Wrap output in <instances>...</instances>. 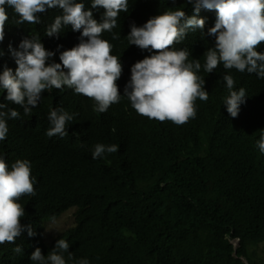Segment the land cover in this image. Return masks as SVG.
<instances>
[{"label": "trees", "instance_id": "obj_1", "mask_svg": "<svg viewBox=\"0 0 264 264\" xmlns=\"http://www.w3.org/2000/svg\"><path fill=\"white\" fill-rule=\"evenodd\" d=\"M143 1H131L136 14L165 5ZM40 30L11 19L7 38ZM197 34L174 48L188 50V62L201 63L197 75L205 80L208 100L197 98L196 116L182 125L140 120L121 106L99 116L86 102L59 93L47 96L35 114L10 122L0 155L29 158L35 174L36 194L24 197L25 219L38 228L42 217L76 207L69 235L76 252L91 256L89 264H264L256 250L264 241V152L257 145L264 129V78L223 64L206 73L203 54L215 39ZM111 42L124 52L122 40ZM256 50L264 53V42ZM224 74L233 76L235 90L247 93L235 118L223 105ZM52 101L77 113L63 139L46 135L44 109ZM93 140L118 151L108 161H91L85 145ZM0 264L28 263L3 247Z\"/></svg>", "mask_w": 264, "mask_h": 264}, {"label": "clouds", "instance_id": "obj_2", "mask_svg": "<svg viewBox=\"0 0 264 264\" xmlns=\"http://www.w3.org/2000/svg\"><path fill=\"white\" fill-rule=\"evenodd\" d=\"M131 1L0 0V144L8 139L12 119L35 114L53 93L86 102L99 116L121 106L140 120L165 126L188 122L196 116L195 101H207L208 91L197 75L199 60L188 62V50L174 47L196 31L215 39L203 54L206 73L223 64L226 70L264 78V53L256 50L264 42V0H156L165 5L142 14H136ZM177 2L185 6L171 8ZM11 19L41 30L10 41ZM110 36L125 43L123 53L115 50ZM222 79L228 90L223 105L235 118L247 93L243 87L235 90L231 74ZM44 110L48 137L63 139L77 121L75 111L57 102ZM257 145L264 152V129ZM85 149L89 160L105 162L118 146L93 140ZM3 156L0 248H12L28 264H89L91 256L76 252L69 235L76 207L44 216L33 227L25 219L24 198L36 194L32 161ZM71 209L73 224L45 240L46 223Z\"/></svg>", "mask_w": 264, "mask_h": 264}, {"label": "rangeland", "instance_id": "obj_3", "mask_svg": "<svg viewBox=\"0 0 264 264\" xmlns=\"http://www.w3.org/2000/svg\"><path fill=\"white\" fill-rule=\"evenodd\" d=\"M73 224V209L62 213L56 218L50 219L45 226L44 238L48 240L50 236L54 237L57 232H61L63 229ZM257 253L264 259V241L257 245Z\"/></svg>", "mask_w": 264, "mask_h": 264}, {"label": "water", "instance_id": "obj_4", "mask_svg": "<svg viewBox=\"0 0 264 264\" xmlns=\"http://www.w3.org/2000/svg\"><path fill=\"white\" fill-rule=\"evenodd\" d=\"M245 262V261H244ZM245 264H247V262H245Z\"/></svg>", "mask_w": 264, "mask_h": 264}]
</instances>
